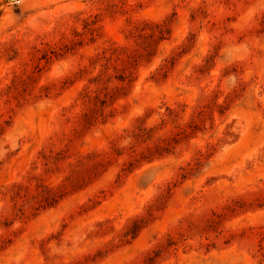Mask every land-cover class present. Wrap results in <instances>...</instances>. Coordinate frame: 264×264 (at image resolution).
Returning <instances> with one entry per match:
<instances>
[{
    "label": "clouds",
    "instance_id": "9594fccd",
    "mask_svg": "<svg viewBox=\"0 0 264 264\" xmlns=\"http://www.w3.org/2000/svg\"><path fill=\"white\" fill-rule=\"evenodd\" d=\"M0 264H264V0H0Z\"/></svg>",
    "mask_w": 264,
    "mask_h": 264
}]
</instances>
